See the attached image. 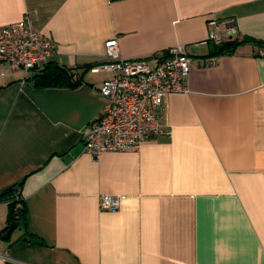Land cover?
I'll return each mask as SVG.
<instances>
[{"label":"crops","instance_id":"obj_1","mask_svg":"<svg viewBox=\"0 0 264 264\" xmlns=\"http://www.w3.org/2000/svg\"><path fill=\"white\" fill-rule=\"evenodd\" d=\"M213 19L234 50L208 41ZM20 22L82 84L37 88L36 71L0 63V264H264V0H0V27ZM113 39L152 62L184 46L189 93L163 98L171 136L94 157L84 144L113 78L94 69ZM10 188L26 217L4 239Z\"/></svg>","mask_w":264,"mask_h":264},{"label":"built area","instance_id":"obj_2","mask_svg":"<svg viewBox=\"0 0 264 264\" xmlns=\"http://www.w3.org/2000/svg\"><path fill=\"white\" fill-rule=\"evenodd\" d=\"M208 41L219 46L232 40L233 27L219 20L209 22ZM107 61L94 69L109 72L113 78L100 88L106 104L88 130L84 151L94 157L106 152H138L150 138L171 136L161 123L165 95L189 93L191 59L184 46H177L158 61L126 59L121 56L117 39L105 44ZM55 54V44L33 30L26 22L0 27V63L27 75L46 67ZM264 55V52H260ZM201 65L212 66L214 58L201 59ZM118 197L103 196L100 207L117 211Z\"/></svg>","mask_w":264,"mask_h":264},{"label":"trees","instance_id":"obj_3","mask_svg":"<svg viewBox=\"0 0 264 264\" xmlns=\"http://www.w3.org/2000/svg\"><path fill=\"white\" fill-rule=\"evenodd\" d=\"M236 40H229L223 44L216 46L218 47V52L222 53L224 51H232L237 46ZM91 67H86L85 70L89 71ZM77 75L72 69L60 66L53 62H50L43 69L36 71V74L32 77L33 83L37 88H51V87H78L82 84V77L74 78ZM2 197L11 200L9 203V217H8V227L4 232L10 229V225L14 222H18L26 217V208L24 200L21 197L20 192L16 188H10L2 194Z\"/></svg>","mask_w":264,"mask_h":264},{"label":"water","instance_id":"obj_4","mask_svg":"<svg viewBox=\"0 0 264 264\" xmlns=\"http://www.w3.org/2000/svg\"><path fill=\"white\" fill-rule=\"evenodd\" d=\"M17 227H18V224L16 223V222H14V223H12L11 225H10V229L4 234V239H7L10 235H11V233L14 231V230H16L17 229Z\"/></svg>","mask_w":264,"mask_h":264}]
</instances>
